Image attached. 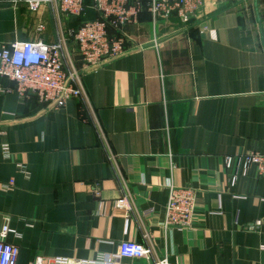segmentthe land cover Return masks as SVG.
Listing matches in <instances>:
<instances>
[{
    "label": "crops",
    "instance_id": "0c3cea01",
    "mask_svg": "<svg viewBox=\"0 0 264 264\" xmlns=\"http://www.w3.org/2000/svg\"><path fill=\"white\" fill-rule=\"evenodd\" d=\"M199 15L143 10L124 26L129 52L82 74L92 114L20 98L0 77V230L16 264L93 259L123 240L168 264H264V177L224 162L264 153V0H205ZM36 38L54 39L49 11L0 0V47ZM169 186L195 192L188 228L162 225Z\"/></svg>",
    "mask_w": 264,
    "mask_h": 264
},
{
    "label": "built area",
    "instance_id": "2783aa9c",
    "mask_svg": "<svg viewBox=\"0 0 264 264\" xmlns=\"http://www.w3.org/2000/svg\"><path fill=\"white\" fill-rule=\"evenodd\" d=\"M13 5L23 3L36 14L46 8L54 25V39L13 41L0 47V77L14 83L13 90L20 98L35 96L39 102L52 108H62L71 99L80 100L90 110L82 83V74L129 52V39L124 26L135 24L138 15L147 10L152 22L175 15L183 25L200 16L205 0H11ZM91 10L94 18L69 27L67 18H78ZM44 23L39 21L36 31L41 33ZM6 88L4 91H9ZM0 153L9 158L7 144H1ZM227 167L236 174H245L251 167L257 176L264 177V153L249 151L227 155ZM18 168L24 170L21 164ZM129 205V204H128ZM195 192L188 186H169L162 225L184 229L190 227L195 211ZM147 212H151L148 209ZM9 228L0 230V264H16L18 247L6 242ZM152 260V264H168L167 259L155 258L148 242L123 240L115 254H103L93 259L56 256L36 258L30 264H118L120 259Z\"/></svg>",
    "mask_w": 264,
    "mask_h": 264
},
{
    "label": "trees",
    "instance_id": "16d2710c",
    "mask_svg": "<svg viewBox=\"0 0 264 264\" xmlns=\"http://www.w3.org/2000/svg\"><path fill=\"white\" fill-rule=\"evenodd\" d=\"M90 13H91V10H87V12H86L85 15L76 18L75 21L77 20L78 25H79V23H80L81 20L86 19V18L89 19L88 14H90ZM91 17H92V16H91ZM67 25H68V24H67ZM78 25H77V26H78ZM69 26H70V25H69ZM75 28H76V27H75Z\"/></svg>",
    "mask_w": 264,
    "mask_h": 264
},
{
    "label": "rangeland",
    "instance_id": "374dc122",
    "mask_svg": "<svg viewBox=\"0 0 264 264\" xmlns=\"http://www.w3.org/2000/svg\"><path fill=\"white\" fill-rule=\"evenodd\" d=\"M66 22H67V20H66ZM67 24V23H66Z\"/></svg>",
    "mask_w": 264,
    "mask_h": 264
}]
</instances>
